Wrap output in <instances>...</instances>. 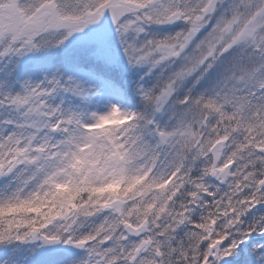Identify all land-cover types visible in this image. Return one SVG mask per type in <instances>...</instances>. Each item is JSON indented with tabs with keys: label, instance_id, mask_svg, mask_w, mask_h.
Returning a JSON list of instances; mask_svg holds the SVG:
<instances>
[{
	"label": "snow or ice",
	"instance_id": "snow-or-ice-1",
	"mask_svg": "<svg viewBox=\"0 0 264 264\" xmlns=\"http://www.w3.org/2000/svg\"><path fill=\"white\" fill-rule=\"evenodd\" d=\"M0 264H264V0H0Z\"/></svg>",
	"mask_w": 264,
	"mask_h": 264
}]
</instances>
